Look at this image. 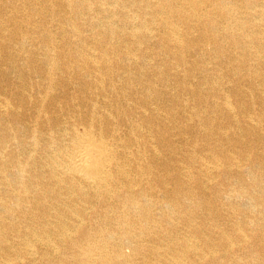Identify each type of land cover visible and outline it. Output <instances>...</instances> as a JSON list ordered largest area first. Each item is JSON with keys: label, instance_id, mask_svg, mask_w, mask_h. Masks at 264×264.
I'll return each instance as SVG.
<instances>
[{"label": "bare ground", "instance_id": "6f19581e", "mask_svg": "<svg viewBox=\"0 0 264 264\" xmlns=\"http://www.w3.org/2000/svg\"><path fill=\"white\" fill-rule=\"evenodd\" d=\"M0 264H264V0H0Z\"/></svg>", "mask_w": 264, "mask_h": 264}]
</instances>
